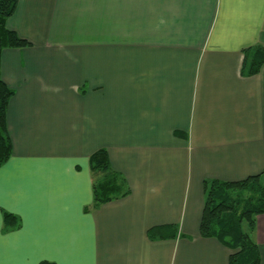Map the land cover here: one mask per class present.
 <instances>
[{"label": "crops", "instance_id": "1", "mask_svg": "<svg viewBox=\"0 0 264 264\" xmlns=\"http://www.w3.org/2000/svg\"><path fill=\"white\" fill-rule=\"evenodd\" d=\"M6 26L30 45L0 54V264H228L203 182L264 174V0H18ZM99 149L128 193L93 207ZM253 238L264 264V213Z\"/></svg>", "mask_w": 264, "mask_h": 264}, {"label": "trees", "instance_id": "2", "mask_svg": "<svg viewBox=\"0 0 264 264\" xmlns=\"http://www.w3.org/2000/svg\"><path fill=\"white\" fill-rule=\"evenodd\" d=\"M18 0H0V54L5 48L29 46L30 42L18 37L7 28L6 21L13 15ZM241 74H257L264 64V47L254 45L243 50ZM13 90L0 78V166L11 156L12 145L6 125L7 104ZM92 173V205L99 206L125 196L128 188L123 177L109 164L107 151L99 149L89 157ZM260 174L239 181L206 179L203 182V211L199 233L212 237L231 250L228 264H259L258 245L253 238L256 216L264 213V184ZM5 225H16V217L3 215ZM150 239L174 238L175 227L156 226L147 232ZM39 264H50L42 262Z\"/></svg>", "mask_w": 264, "mask_h": 264}, {"label": "rangeland", "instance_id": "3", "mask_svg": "<svg viewBox=\"0 0 264 264\" xmlns=\"http://www.w3.org/2000/svg\"><path fill=\"white\" fill-rule=\"evenodd\" d=\"M260 180H261V182H262V184H264V174L262 175V176H260Z\"/></svg>", "mask_w": 264, "mask_h": 264}]
</instances>
